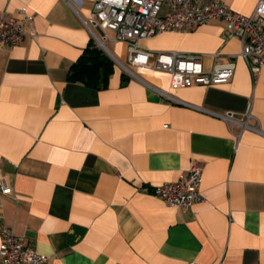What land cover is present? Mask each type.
<instances>
[{
    "label": "crops",
    "instance_id": "1",
    "mask_svg": "<svg viewBox=\"0 0 264 264\" xmlns=\"http://www.w3.org/2000/svg\"><path fill=\"white\" fill-rule=\"evenodd\" d=\"M219 1L249 15L259 0ZM94 2L0 0L9 17L32 16L23 41L0 49V177L12 188L0 191V227L45 264H264V67L254 77L241 39L214 19L142 48L197 53L206 69L233 61L228 82L173 89L170 72L142 66H115L102 88L73 81ZM249 102L257 130L240 138L239 125L202 110L241 115ZM193 163L202 198L191 209L152 192Z\"/></svg>",
    "mask_w": 264,
    "mask_h": 264
},
{
    "label": "built area",
    "instance_id": "2",
    "mask_svg": "<svg viewBox=\"0 0 264 264\" xmlns=\"http://www.w3.org/2000/svg\"><path fill=\"white\" fill-rule=\"evenodd\" d=\"M164 6L167 9L164 10ZM22 18L17 20L0 10V49L19 45L25 38L26 25L32 19L26 7L19 10ZM214 19L227 23V35L238 37L242 42L241 55L252 75L257 77L264 67V0H259L253 13L247 15L235 11L219 0H95L92 15L85 19L97 46L106 50L115 65L132 70L113 54L107 43L109 31L115 40L128 45L129 65L168 71L172 74L171 87L179 89L194 84L215 85L228 82L234 74L235 63L229 61L206 69L202 57L197 53L183 51L153 52L144 50L140 42L162 33L188 32ZM163 94H168L160 91ZM170 96V95H169ZM173 100L182 102L170 96ZM202 109V108H201ZM205 110L226 120L229 125H239L241 131L257 130L253 105L248 103L241 115L232 112L217 113ZM203 168L193 163L186 175L156 186L152 192L166 200L171 206L184 211L201 200ZM0 191L9 194L12 188L0 177ZM3 242L0 246V264H45L48 256L29 248L24 238L12 227L2 225Z\"/></svg>",
    "mask_w": 264,
    "mask_h": 264
},
{
    "label": "trees",
    "instance_id": "3",
    "mask_svg": "<svg viewBox=\"0 0 264 264\" xmlns=\"http://www.w3.org/2000/svg\"><path fill=\"white\" fill-rule=\"evenodd\" d=\"M115 66L114 60L98 47L92 38L84 52L72 65L69 78L92 88L106 87Z\"/></svg>",
    "mask_w": 264,
    "mask_h": 264
},
{
    "label": "rangeland",
    "instance_id": "4",
    "mask_svg": "<svg viewBox=\"0 0 264 264\" xmlns=\"http://www.w3.org/2000/svg\"><path fill=\"white\" fill-rule=\"evenodd\" d=\"M110 34L112 35V32H110ZM140 45H141V47H144V42L143 41H141L140 42ZM107 46H108V48H109V50L114 54L115 53V49H114V47L110 44V43H107ZM106 53H107V51L106 50H104ZM108 54V53H107ZM118 57V56H117ZM121 61H123V63H125L131 70L133 69V67L131 66V65H129V62H128V60H127V58H125V57H118ZM125 70V69H124ZM126 71V70H125ZM127 72V71H126Z\"/></svg>",
    "mask_w": 264,
    "mask_h": 264
}]
</instances>
